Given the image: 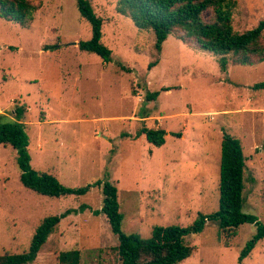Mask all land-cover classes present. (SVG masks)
Here are the masks:
<instances>
[{
  "label": "rangeland",
  "instance_id": "obj_1",
  "mask_svg": "<svg viewBox=\"0 0 264 264\" xmlns=\"http://www.w3.org/2000/svg\"><path fill=\"white\" fill-rule=\"evenodd\" d=\"M31 1L41 9L28 26L0 18V114L13 118L26 106L35 171L72 189L114 184L122 231L148 238L155 227H187L200 213L218 211L225 132L242 142L247 158L243 211L264 224V90L253 89L264 82V63L229 65L224 72L215 55L174 35L158 51L155 33L119 14L118 0H89L112 51L105 62L79 48L92 38V26L78 0ZM236 1L237 32L264 19V0ZM212 16L203 15L207 22ZM154 93L156 100L147 101ZM185 124L192 132L186 140L177 136ZM144 126L174 134L156 148L137 137ZM20 176L16 151L0 145V255L28 252L47 218L86 206L62 219L31 264H60L59 255L71 250L81 252L80 264H121L107 218L93 214L103 205L101 189L51 198L26 189ZM220 231L209 222L187 237L194 253L179 264H240L257 228ZM242 264H264V240Z\"/></svg>",
  "mask_w": 264,
  "mask_h": 264
},
{
  "label": "trees",
  "instance_id": "obj_2",
  "mask_svg": "<svg viewBox=\"0 0 264 264\" xmlns=\"http://www.w3.org/2000/svg\"><path fill=\"white\" fill-rule=\"evenodd\" d=\"M236 0H118L117 12L130 18L139 30H152L156 36V49L174 35L185 44H194L198 50L215 55L222 71L229 65L253 67L264 63V19L243 33L234 28ZM81 16L92 26V38L79 43V48L96 54L105 62L112 59V51L103 44V20L96 15L89 0H78ZM41 9V4L31 0H0V18L20 26H28ZM212 11L210 22L204 13ZM254 90H264V82L254 85ZM167 89L166 91H169ZM158 93L148 94L147 101L156 100ZM13 118L0 114V145L11 146L17 153V164L21 172L22 185L45 197L61 198L82 196L92 188L102 190L104 199L101 209L93 211L95 216L104 215L119 245L115 248L121 264H179L189 259L194 248L186 239L202 233L209 222H216L220 232L238 230L251 224L257 234L243 249L240 264L257 244L264 240V224L257 216L243 211L244 175L246 161L242 142L224 132L221 144L220 199L219 209L211 215L200 213L193 224L187 227H155L150 237L138 234L127 235L122 231L123 215L118 199V188L110 183L98 181L94 185L72 189L63 186L52 174L37 172L32 168L29 154L30 138L24 122L27 109L18 106ZM166 132L162 129L142 127L137 137L145 136L156 148L166 143ZM179 137L180 135L177 134ZM88 209L68 210L60 216L47 218L36 230L28 252L19 255H0V264H31L35 262L49 238L55 233L62 219ZM60 264H80L81 252L71 250L59 255Z\"/></svg>",
  "mask_w": 264,
  "mask_h": 264
},
{
  "label": "crops",
  "instance_id": "obj_3",
  "mask_svg": "<svg viewBox=\"0 0 264 264\" xmlns=\"http://www.w3.org/2000/svg\"><path fill=\"white\" fill-rule=\"evenodd\" d=\"M26 107V106H25ZM27 113H28V110H27ZM26 113V114H27ZM213 113H216V112H213ZM206 114H208V113H206ZM2 115H4V114H2ZM25 119H26V117H25ZM165 119V118H164ZM163 125V124H162ZM163 127L164 126H162V130H163ZM157 128H159L160 129V126L159 127H157ZM189 129H190V127L187 125V124H185L184 126H183V133H181V134H179L180 135V138L181 139H184V140H186L187 139V137H189V136H191L192 135V132H191V134H189ZM165 131V130H164ZM166 132V136H165V139H166V142H167V140H168V135L169 134H174V133H170V131H168V130H166L165 131ZM176 136V135H175ZM145 137V136H144ZM166 144V143H165ZM153 146V145H152ZM165 146V145H164ZM193 148H195L196 149V147H198V146H200V144H198V143H194L193 145H191ZM154 147V146H153ZM162 148V147H161ZM190 149H192V148H190ZM199 149V148H198ZM193 150V149H192ZM191 151V150H190ZM61 224V223H60Z\"/></svg>",
  "mask_w": 264,
  "mask_h": 264
}]
</instances>
